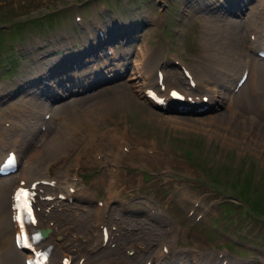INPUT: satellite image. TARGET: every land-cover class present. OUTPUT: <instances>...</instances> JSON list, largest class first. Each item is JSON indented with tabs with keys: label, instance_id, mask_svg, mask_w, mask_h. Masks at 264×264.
Returning a JSON list of instances; mask_svg holds the SVG:
<instances>
[{
	"label": "rangeland",
	"instance_id": "obj_1",
	"mask_svg": "<svg viewBox=\"0 0 264 264\" xmlns=\"http://www.w3.org/2000/svg\"><path fill=\"white\" fill-rule=\"evenodd\" d=\"M49 10L56 11L55 18L59 16L53 25L35 22ZM263 11V0H0V16L23 23L14 27L0 24V31H11L9 35L0 32V58L6 47L9 56L18 62L11 73L6 72L11 68L8 60L0 64V135L2 127H7L6 120L26 112V118H34L27 126L37 127L18 138L20 145L15 153L23 151L35 157L38 140L50 125L37 123L44 118L41 113L31 114L33 106L29 103H48L54 110L68 111L93 104L82 103L89 93H100L103 101L100 99L97 104L102 107L113 100H127L122 109H113L103 123L99 121L97 132L99 137L114 128L126 137V146L97 147L99 150L90 152L88 162L79 163L76 159L81 155L80 149L89 147L87 134L79 130L71 135L67 123H55L54 129L51 125L48 132L65 133L73 152L48 177L63 180L66 176L76 183L75 189L101 205L110 198L106 171L121 173L118 191L108 204L110 221L106 227L115 230L116 225L111 224L119 222L121 238L139 236L145 243L153 241L154 248L162 239L168 247L163 251L168 264H264V114L258 112L260 102L251 101L250 110L243 111L247 98L241 99V104H236V98V105L231 108L236 106L238 110L234 109L233 117L230 107L219 98L216 107L198 112L178 104L157 108L146 103L141 91L132 88L126 79L138 62L142 66L159 63L164 84L180 89V67L184 66L192 73L206 75L204 83L191 86L193 93L208 94L211 90L218 95L230 77L224 70L223 75L219 72L217 61L237 43L252 56L246 26L254 15L258 18L255 26L261 29L258 13L264 15ZM144 51L146 62L141 55ZM76 54L82 56L81 67L70 61ZM259 61L264 64V60ZM98 66L103 78L87 88L89 84L85 83L92 79L89 80V70ZM109 68L115 70L108 72ZM154 73L151 78L155 80ZM42 77L47 81L60 79L67 92L55 98L42 95L40 89L48 88L40 82ZM75 82L84 88L73 89ZM80 97L84 98L74 100ZM258 97L264 100V89ZM20 100L28 102L21 107ZM191 114L198 118L190 117ZM125 153L134 155L123 156ZM103 174L104 185L99 182ZM9 176L17 177V171L1 176L0 181ZM236 183L242 184L245 191L250 190L248 199L231 189ZM42 189L47 192L46 186ZM60 200L63 203L54 207L61 210L59 214L78 219L84 232L92 227L93 214L87 207L73 200ZM158 218L165 222H158ZM165 218L171 221L174 234L171 227L166 228ZM134 224L143 226V233L142 228L130 226ZM84 232L81 235L87 236ZM98 234H102L101 226ZM114 245L115 242L108 243ZM77 248L75 260L80 255L91 258L98 254L82 244Z\"/></svg>",
	"mask_w": 264,
	"mask_h": 264
},
{
	"label": "bare ground",
	"instance_id": "obj_2",
	"mask_svg": "<svg viewBox=\"0 0 264 264\" xmlns=\"http://www.w3.org/2000/svg\"><path fill=\"white\" fill-rule=\"evenodd\" d=\"M259 14H260V18H262L261 19L262 20L261 29H259L255 26V24H257V23H255L256 19H258V18L255 19L256 16H254V15L250 16L249 20L247 19L248 22H247V26H246L250 35H254L253 38L250 40V44H249L251 46V48L253 47L254 51L256 50L254 47H257V45H259V44H261V46L264 47V15H262L261 13H258V15ZM208 27H210V26H208ZM208 29H211V28H208ZM211 31L212 30H210V32ZM211 36H213V35H211ZM211 36H210V38H211ZM209 51H210V49H209ZM245 51H247V50L242 49L240 47V44H238V43L235 45H231L230 47H228V50L226 51L227 56L223 57L219 61H217L220 63L219 72L222 74V71L224 70V73H227V76L231 78V80H230L231 82L232 81L234 82L235 79L237 80V78L241 74V72L244 69H247L249 67V58L245 57V55H249V54L246 53ZM141 55H142V59L144 60V62H146L145 61L146 60L145 59V51L142 52ZM209 55H213V54H209ZM230 56H233V58L230 59ZM214 60H216V59H214ZM158 64L159 63L153 64V62H150V63H145V65L142 66L138 62V63H136L135 67L132 69V71H130V73L128 74V76L126 78L127 81H130L132 83V88H134L136 91L140 90L142 94L144 93L143 94L144 101H146V103L150 104L151 106H155V105L151 101V99H149L146 96L145 90L148 88H153L154 85L156 84L157 78H156V80H154L153 78H151V74L153 73L154 70H156V68H159ZM213 64H215V63H213ZM211 68H213V67H211ZM113 71H114L113 69H110V68L108 69V72H113ZM214 72H216V71H214ZM89 73L91 75V76H89V80L92 78L90 83L97 82V79L95 77V74L99 73L97 71V68L93 72L90 71ZM189 73L192 75V81L195 83V87H198L199 83L202 84L205 82L204 80L207 79L205 77L206 76L205 74L199 75L196 73H192L190 71H189ZM207 73H211V71L207 72ZM209 75H211V74H209ZM212 78L214 79L215 76H213ZM220 78L221 77H219V79ZM181 81H182V86H183L182 94L184 93L186 96H191L193 99H196V96L198 94L193 93L191 91V89H190L191 84H189V82H190L189 79L184 75V77L182 78ZM213 82H214V80H213ZM219 83H221V82H219ZM53 86L56 88L59 87V90H61L62 92H67V89H65L63 87V85L60 83V81H56V84L52 85L51 88H49V89L42 88V89H40L39 93H42V95H45V93H49L50 97H53L54 96L53 95L54 89H52ZM227 88H228V86H227ZM172 89H173V86H171L170 83H167L165 85L164 91H162L161 94L166 97V96H168L169 91ZM263 89H264V64L262 62H256V63L252 62L251 71L249 73V78L245 82V85L241 89L238 90L237 94H233V93L230 94L229 92H225V91L220 92L222 95L221 97L227 98V100L229 101L227 103V105L232 110V112H231L232 114L230 115V117H233L234 109H237V108H235L236 106L234 108H231V107L236 105V104H241V99L245 100L246 98H247L246 99L247 102L243 103L244 104L243 111L250 110L251 101L257 100L260 102V104H257L258 112H262L264 114V102H263L264 100L262 101L258 97V93L261 92ZM35 90H32L31 92L33 94L34 93L37 94L35 92ZM214 92H215V90H214ZM55 95H57V94H55ZM202 95H209V99L211 101L209 103L210 108H214L216 103H219V101L215 97L216 95H214L213 91H211V90H209L208 94H205V93L199 94V96H202ZM86 96H87L86 97L87 100L82 102L83 105L88 104L90 102H92L93 104H90L89 106H80V108L78 107L79 108L78 110L74 109V110H68L67 111L63 108L54 110L53 108L47 106L48 103H42V102L40 104L38 102H37L38 104L29 103L31 106L34 107V108L32 107L31 110L29 109L31 114L37 116L38 113H41L44 116V114H46V113H52V116L49 118V121H46V124H44L46 126L47 125H50V126L46 129L47 132L43 133L42 137L38 140L40 145L38 147L39 149H38L37 155L35 157H32L30 155L24 154L23 151L22 152L19 151V153L17 154V157H16V160H17L16 171H17L18 177L9 176V177L3 178L0 181V264H22L21 261H24L26 258L30 257V255L28 253H26L22 250H19L14 245V235L16 232V227L11 220V211H10L11 200H12L11 195L13 193L12 190L16 187L21 186V184H20L21 181L28 182V184H30L31 182H33L35 180H39V179L53 180L55 177H53V179H50L47 177V174L50 173L51 170L55 169L57 167V164L60 161L63 162V160H65L66 158H69L70 153L73 152V149L69 148L70 147L69 146V138L64 137L65 133L62 134V131H57L55 134H51V132H48V131H51L50 128L55 123H61V124L67 123L66 125L70 129L71 135H75L74 133H76L79 130H81L87 134L88 140H89V147L86 150L80 149L78 151V153L79 152L81 153V155L80 156L77 155V158H76L79 163H81V160L87 161V158H89L90 152H92L94 150H99V149H96L97 147H100V146L101 147H111V146L115 147L114 145L126 146V142H128L126 137L123 135H119V132L117 133V130L114 128L109 129L108 132H105L104 135H100L99 137L97 135V132H98V129L100 128L99 121H102V123H103L105 118L107 117V115H109L110 111H112L113 109H118V108L122 109L123 105L126 103L127 100H121V99H120L121 101L113 100V101L109 102L108 104L103 105V107H102L99 104H97V103H99L97 101L101 99L100 93H97V92L94 94L89 93ZM83 98L84 97H80L79 99H74V100L80 101ZM236 98L238 99L237 101H236ZM101 100L103 101V99H101ZM235 101H236V104H235ZM27 102L28 101H26V100H20L19 106L24 107V105ZM196 103H198V102H196ZM198 106H202V105L200 103H198ZM229 107H228V110H229ZM189 110H191V109H189ZM252 111H253V109H252ZM248 112H251V111H248ZM25 114H26V112L22 116L19 115L17 117H12L10 120H6L8 122V126L2 127L3 130L1 131L2 134L0 135V163L7 156V152L13 151V150H17V151L19 150L20 144L18 143L17 140L20 137V135L22 134V132L25 130L27 123L34 120V118H32V117L26 118L27 116ZM235 114H236V112H235ZM263 114H262V116H263ZM238 115H240V114H238ZM248 115H247V117H248ZM255 115H257V114H255ZM170 117H171V115H170ZM190 117L198 118V117H195V114H191ZM256 118H258V116H256ZM229 120H231V119L229 118ZM197 121H200V120L198 119ZM41 122L43 123L44 120L42 121V119L39 118L37 123H41ZM236 122L239 124L238 121H236ZM176 123H177V121H176ZM260 123L261 122H259V124ZM257 124H258V122H257ZM215 126H217V125H215ZM33 129H34V127L31 126L27 130H25V132L22 134V137H24L23 135L27 134L29 132V130H30V132L33 131ZM53 129H54V126H53ZM255 132H256V130H255ZM215 135L216 134H214V136ZM260 135H261V133H260ZM11 137H14V140L12 139L13 141L9 142V139ZM28 140H30V139H28ZM106 140H107V142H106ZM71 141H73V140H71ZM103 150H104V148H103ZM122 155L123 156H132L134 154L133 153H128V154L125 153ZM113 157H114V155H112V159H113ZM106 159H109V158H106ZM87 165L89 166V164H87ZM106 172H107L109 178L106 181L105 185L107 187L108 196L110 198L107 199L105 202H103V204H101V205L97 204L95 199H93L92 197H89L86 194H84L83 192L75 189L74 183L67 180L66 176L63 178V180L58 179V180L54 181L53 187H51V186L47 187L46 186V188L51 191V192L46 193L47 196H50V195L52 196L55 191H56V195H57V196H55V198H53L49 202L39 201V206L44 205V208H42L41 211L38 212L39 224H40V226H43L45 228H50V232L48 233L47 237H45V240L41 242V246H43L44 244H48V243L55 244L54 249L52 250L51 256H50V264H61L62 258L68 252L73 253V249L80 246V244H82L83 247L88 248L90 250H94L95 252L98 253L97 255H94L91 258L90 257L86 258L84 255L79 256L78 260L81 259V257H85V259L83 258L82 264H141L142 260L144 261L143 264H146L147 262L150 264H152V263L153 264H168V262L165 259L166 255H165V253H163V250L166 247V244L162 239L159 240V242L156 244V247L154 248V244H152L153 241L145 243L143 241L144 239L142 240L141 237H139V236H138V238H135V237L134 238H130V237L129 238H127V237L121 238L119 231L121 229L122 224L119 222H116V223L112 222L111 225H116L115 230H111V228H109V229L107 228V234H108L107 241H105L104 235L99 237V234L97 233L99 225H105L107 222L110 221V219L108 217L109 214H108V209H107L108 204L112 200V195L118 191V188L120 186V178L119 177L121 176V173H116V171H114V170H109ZM105 176L106 175L103 174V176L101 178H99V182L103 185L105 182ZM71 188H74V192H72V193L70 192ZM60 194L65 195L67 200L71 199V200L76 201L77 203L83 205L84 207L88 208L89 212L93 214L92 227L90 229H87L84 232L83 227H81L78 224V219L72 218L71 215H68V214L66 216L64 214L61 215V214H59V212L61 210L54 209L55 206H59L63 203L62 200L58 199V195H60ZM51 205L53 207H51ZM47 207H50L48 212H46V210H45ZM72 215H75V214L72 213ZM78 215H76V216H78ZM165 220L168 222V225L166 226V228L171 227L172 233L174 234L175 229L173 228L171 221H169L168 218H165ZM157 221L158 222L160 221L161 223L165 222L161 218H158ZM111 225H110V227H111ZM130 226L134 229L142 228V233L144 231L143 226H140L138 224H134V225H130ZM82 232L87 234V236L81 235ZM173 234H171V235H173ZM79 237H81V238L86 237V238H88V240L87 241H84V239L79 240ZM104 242H106L105 245H103ZM109 242H115V246L114 247L108 246ZM172 257H173V255H171L170 258H172ZM174 260H173V262H174ZM169 264H171V263H169Z\"/></svg>",
	"mask_w": 264,
	"mask_h": 264
},
{
	"label": "trees",
	"instance_id": "obj_3",
	"mask_svg": "<svg viewBox=\"0 0 264 264\" xmlns=\"http://www.w3.org/2000/svg\"><path fill=\"white\" fill-rule=\"evenodd\" d=\"M55 17H56V13H45L43 16H41L40 18H36L35 19V22L36 21H39V23L41 24V26H51V24H53L52 22L54 21L53 19H55ZM58 18V17H57ZM3 23H10L11 24V27H14V26H22L23 25V23H22V21H20V22H18V23H14L13 21H11V20H8L7 18H4V16H0V24H3ZM0 32H4V34H5V30H1ZM4 49V54L5 55H7V57L10 55L9 53H8V51H7V48L5 47V48H3ZM4 57V56H3ZM11 64L15 67L16 66V64H15V62L13 61V62H11ZM8 72H11V70H8ZM242 180L243 181H245V178H242ZM246 182V181H245ZM233 190H235L236 191V193H237V191L239 192V195H243L244 197H247V199L249 198V196H250V190L248 189V190H244L243 189V186H242V184H240V183H236L235 185H234V187H231ZM242 191H245V192H242ZM247 199H246V201H247Z\"/></svg>",
	"mask_w": 264,
	"mask_h": 264
},
{
	"label": "snow or ice",
	"instance_id": "obj_4",
	"mask_svg": "<svg viewBox=\"0 0 264 264\" xmlns=\"http://www.w3.org/2000/svg\"><path fill=\"white\" fill-rule=\"evenodd\" d=\"M174 95H177V94L174 93ZM17 199H19V196L17 197ZM29 214H30V212H29Z\"/></svg>",
	"mask_w": 264,
	"mask_h": 264
},
{
	"label": "water",
	"instance_id": "obj_5",
	"mask_svg": "<svg viewBox=\"0 0 264 264\" xmlns=\"http://www.w3.org/2000/svg\"><path fill=\"white\" fill-rule=\"evenodd\" d=\"M47 231H45L44 233L46 234Z\"/></svg>",
	"mask_w": 264,
	"mask_h": 264
}]
</instances>
